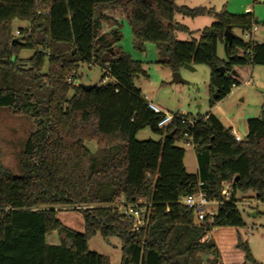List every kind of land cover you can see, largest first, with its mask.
<instances>
[{"label":"trees","instance_id":"obj_1","mask_svg":"<svg viewBox=\"0 0 264 264\" xmlns=\"http://www.w3.org/2000/svg\"><path fill=\"white\" fill-rule=\"evenodd\" d=\"M116 12L129 23L134 48L145 52L146 44H155L165 58L161 64L172 73L207 65L212 104L240 86L235 67L264 66V43L244 39L258 24L253 13L178 7L176 0H0V110L34 123L19 174L0 163V264H111L89 249L97 234L122 241L121 264H203L202 254L218 256L214 229L245 226L237 194L252 191L264 203V100L261 116L248 120L241 143L212 114L187 121L176 117L159 128L165 113H155L135 86L147 73L120 46L123 21L112 16ZM176 14H209L216 21L199 39L179 42L177 32H191L175 22ZM16 21L28 24L17 36ZM226 31L234 34L231 44ZM220 44L226 61L218 58ZM23 52L33 55L24 58ZM84 64L103 73L90 91L76 83ZM106 78L111 81L103 84ZM147 128L161 140L138 141ZM181 141L195 148L197 174L185 168ZM93 142L96 153L86 146ZM200 183L207 198L220 203L213 222L198 223L195 211L181 204ZM224 184L231 189L229 200L222 195ZM122 199L126 205L141 199L151 205L142 233L124 219ZM64 208L83 213V234L58 219ZM56 232L61 245H48ZM239 246L246 260L257 264L247 244L239 240Z\"/></svg>","mask_w":264,"mask_h":264},{"label":"rangeland","instance_id":"obj_2","mask_svg":"<svg viewBox=\"0 0 264 264\" xmlns=\"http://www.w3.org/2000/svg\"><path fill=\"white\" fill-rule=\"evenodd\" d=\"M178 7L190 9L204 8L214 13L228 12L229 14L242 16L245 10L250 8L254 18L258 21L252 36L245 35V40H253L258 44L264 43V0H176ZM124 19L122 28L123 40L121 46L124 52L129 54L134 61L141 62L147 77H140L135 81V86L142 91L147 101L159 106L162 112L169 115H181L189 120H198L208 114L214 115L226 129L234 128L238 135L246 138L248 128L247 121L251 118H259L264 100V66H237L239 77L234 76L240 82V86L233 88L230 95L222 101L212 104L211 70L207 65L192 66L193 70L183 67L180 69L182 81L174 82L171 70L161 64L165 60L155 44H146L145 52H139L134 48L132 30L122 12L118 13ZM113 15V14H112ZM216 18L214 15H205L198 18H188L176 14L175 22L187 26L191 32H177L175 38L179 42H189L199 39L201 31L210 27ZM27 23L16 21L14 34L17 36L19 29H26ZM108 27L105 26V29ZM106 31V30H105ZM236 35L243 38L241 32ZM33 52H23L22 57L29 58ZM218 58L226 61L225 47L218 46ZM47 70V69H46ZM45 70V71H46ZM81 79L76 83L83 85L99 84L102 70L98 66L81 65L78 71ZM34 130V123L26 116L16 115L12 110H0V163L14 175L19 174L20 155L25 144ZM140 142H159L161 136L152 132L149 128L140 131L137 135ZM92 153H96V143H86ZM177 147L185 150L184 165L189 174L198 173V164L195 148L185 141L177 143ZM241 200L238 209L242 215L245 226L235 228H217L212 231L211 237L216 244L218 256L214 254H202L203 264H254L247 261V253L239 246V240L247 244L253 260L257 264H264V203L256 199V194L249 191L245 194L238 193ZM143 202L145 200L142 199ZM62 224L80 234L85 232V220L82 212L61 209L57 213ZM48 245L60 246L62 238L59 233L48 236ZM89 249L99 255L110 259L111 264H121L122 241L119 238L105 240L97 234L89 241Z\"/></svg>","mask_w":264,"mask_h":264},{"label":"built area","instance_id":"obj_3","mask_svg":"<svg viewBox=\"0 0 264 264\" xmlns=\"http://www.w3.org/2000/svg\"><path fill=\"white\" fill-rule=\"evenodd\" d=\"M247 13H251V10L248 9L246 11ZM20 32H18V35ZM111 81V79L106 78L102 81L103 84H107ZM69 83H73L72 79H69ZM150 108L155 113H162V110L153 105L150 104ZM178 117L179 119L183 121H187L188 118L181 115H169L165 113V118L160 122L159 128H164L168 126L174 118ZM231 134L234 136L236 142L241 143L245 139L242 138L235 130L231 131ZM203 184L200 183L197 191L184 198L181 201V204L189 209H193L196 213V221L198 223H203L207 218H209L212 222L214 220V217L217 215L218 207L220 205L217 201H211L207 198L206 194L202 190ZM222 195L225 197L226 200L230 199L231 196V189L228 184L223 185V191ZM118 208L120 212L123 214L124 219L127 221H130L133 225V229L136 233H142L145 231L150 223V217L152 214V207L150 204H148L146 201L143 202L142 199L138 200L135 204H125L124 200H120L118 204Z\"/></svg>","mask_w":264,"mask_h":264},{"label":"water","instance_id":"obj_4","mask_svg":"<svg viewBox=\"0 0 264 264\" xmlns=\"http://www.w3.org/2000/svg\"><path fill=\"white\" fill-rule=\"evenodd\" d=\"M226 39L228 40V42L231 44L232 42V38L234 37V34H232L230 31H226L225 34ZM187 69L193 70L192 66H185ZM221 75L224 74V68L220 69ZM233 75L237 76L236 71H233ZM173 78H174V82L176 83H184V81H182V77L181 74L179 72H176L173 74ZM98 86L96 84L94 85H83L84 90L90 91L92 89L97 88Z\"/></svg>","mask_w":264,"mask_h":264},{"label":"crops","instance_id":"obj_5","mask_svg":"<svg viewBox=\"0 0 264 264\" xmlns=\"http://www.w3.org/2000/svg\"><path fill=\"white\" fill-rule=\"evenodd\" d=\"M248 9H250V8H247L246 10H245V12L248 10ZM118 13H120V12H116V13H113V17L114 18H116V19H118V20H121V21H123V24H122V28H123V26H124V19H122L119 15L120 14H118ZM247 13V12H246ZM126 21V20H125ZM108 27V26H107ZM111 30V28L110 27H108L107 29H106V32H109ZM120 46H121V44H120ZM122 47V46H121ZM237 73V72H236ZM237 77H239V75H238V73H237ZM150 103V102H149ZM150 104H153V103H150ZM153 105H155V104H153ZM156 106V105H155ZM157 107H159V106H157ZM160 108V107H159ZM161 109V108H160ZM162 110V109H161ZM164 113V112H163ZM251 119H253V118H251ZM250 120V119H249ZM248 122V121H247ZM248 128V127H247ZM232 130H235L234 128H231ZM236 131V130H235ZM237 132V131H236ZM215 230V229H214ZM47 241H48V239H47Z\"/></svg>","mask_w":264,"mask_h":264}]
</instances>
